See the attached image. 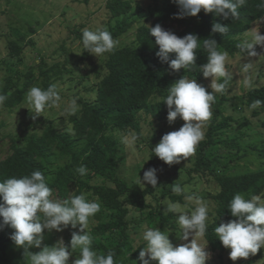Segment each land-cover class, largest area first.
Listing matches in <instances>:
<instances>
[{"label":"trees","instance_id":"trees-1","mask_svg":"<svg viewBox=\"0 0 264 264\" xmlns=\"http://www.w3.org/2000/svg\"><path fill=\"white\" fill-rule=\"evenodd\" d=\"M259 4L260 0H246L239 9V19L224 20L213 13L206 14L203 10L196 17L177 19L175 16L179 9L173 0L155 2L144 13L145 16L151 17L150 23L142 24L136 29L134 45L114 49L108 54L104 70L98 74L93 99L79 100L76 112L71 113L67 119L68 130L58 131L50 121H35L23 135L10 137L8 151L0 159V181L40 170L49 178L48 184L53 190L52 198L63 201L69 199L72 194L79 195L90 188V180L101 179L104 182L102 185L90 188L93 199L99 198L101 209L98 217L103 219L90 230L94 237L92 247L98 254L113 251L117 264H132V261L139 264V251L145 246L141 238L144 227L161 228L173 218L172 213L164 214L161 200L168 198L176 201L182 198L171 191L170 185L176 181L162 185L156 195L158 189H153L151 185L142 189L138 183L128 184L117 174L119 141L116 134L129 130L139 132L138 118L141 113L159 119L168 115V108L163 99L168 94L167 89L174 83L171 78L176 72L156 57L155 53L159 49L148 26L159 24L178 37L196 34L200 39H204L211 34L213 23L228 25L229 31L226 34L215 33L212 38L217 41L219 51L234 57L239 53V37L264 17V9H261ZM128 9L129 5L119 0L109 5L114 17L120 16ZM121 22L113 33L114 37L133 25V22ZM8 46L10 56H17L21 51L16 43L12 42ZM174 58L175 54H171L170 59ZM206 62L207 53L202 47L198 48L197 65ZM35 68L39 70V76L43 77L41 82L36 84L40 88L46 89L50 84H57L56 81L61 78L58 65L46 67L44 62H40ZM9 70L0 88V94L7 97L2 107L10 113L26 103V93L36 77L31 67L25 72L11 68ZM179 72L186 74L190 79H196L197 82H202L204 78L195 66L187 70L181 69ZM238 99L247 108H250L255 100L264 101V85L249 90ZM263 111L264 105H261L252 109V114L257 116ZM231 121L232 118L224 114L220 99L213 108L205 138L196 146L191 167L186 170L189 183L194 180L208 183L211 178L216 184L217 190L214 193L202 195V198L209 200L210 205L207 229L203 237L210 250L219 255L224 253L226 248L216 239L214 228L221 223L226 224L237 219L232 217L228 210L229 201L236 193L248 197L264 193V170L217 176L212 165L218 160L211 161L206 158L207 151L219 143L229 147L239 146V137H231L227 133L231 128ZM81 165L87 168V174L84 176L76 172ZM165 166L167 164L163 163L156 168L153 160H150L147 169H157L158 178ZM10 234L8 227L0 231V264H11L7 258L8 248L13 244L9 238Z\"/></svg>","mask_w":264,"mask_h":264},{"label":"clouds","instance_id":"clouds-1","mask_svg":"<svg viewBox=\"0 0 264 264\" xmlns=\"http://www.w3.org/2000/svg\"><path fill=\"white\" fill-rule=\"evenodd\" d=\"M179 11L175 18L196 17L201 10L206 14L213 13L224 20H236L240 17L239 9L246 0H173ZM259 7L264 9V0H260ZM259 26L251 28L245 37L237 44L239 55L243 57H257L256 46H264V34H261V25H264V17L258 21ZM148 26V25H147ZM151 36L155 37V45L158 46L156 57L162 64H168L173 72L192 67L199 68L205 79L211 77L209 92L196 79H190L186 74L167 89V95L163 103L167 105L169 124L177 118L184 123L176 131L169 132L161 138L160 142L151 148L161 161L167 165L179 164L192 155L196 146L205 138L204 128L206 121L211 116V105L215 102L216 94L222 93L232 74L227 69L229 56L227 52L219 51L217 41L212 38L215 33L226 34L229 26L221 23H213L211 34L208 38L200 39L196 34H187L178 37L172 31H168L157 24L148 26ZM202 42V43H201ZM83 49L89 55L96 58L111 53L119 41L114 39L107 29L89 28L81 30ZM207 53V62L197 65V49L201 48ZM175 54L174 59H170ZM264 57L260 56L259 58ZM255 63L241 65L242 83L246 88L253 86L252 70ZM221 78L223 82H220ZM7 97L0 94V105ZM26 103L34 113L36 119L42 113L57 105L61 97L56 84H50L46 89L33 86L26 93ZM264 105V101L255 100L250 108L256 109ZM78 108L75 98L71 99L65 112L74 114ZM132 140L136 135L132 134ZM122 142L129 143L128 136L122 138ZM76 172L84 176L87 168L81 165ZM48 179L40 170H34L30 174L15 177L12 176L0 181V231L5 227L12 229L10 240L17 248L23 249L27 258L25 264H69V258H76L72 264H117L115 253L108 251L106 254H98L93 249L94 237L86 231L90 218L94 217L101 209L99 198L89 200L87 193L72 194L69 199L58 200L52 198V189ZM179 181V180H178ZM178 181L171 186V191L176 195H184L186 203L171 200L163 201L166 206L165 215L176 214V223L181 233L178 238L183 243L174 246L169 239L167 230L161 231L157 227H144L142 240L145 246L139 251V264H206L210 254L198 243L196 237L204 236L207 229L208 206L194 194H187V189ZM137 183L143 189L145 184L158 189L157 169L149 168L143 173ZM189 203L194 207L189 212L185 211ZM131 206V205H130ZM228 210L232 217L237 218L226 224L221 223L214 228L216 239L222 246L229 249V259L233 262L238 259L247 260L255 256L258 251L264 249V193L251 195L250 197L236 193L229 201ZM41 216L43 219H41ZM79 231L71 233V239L65 244L63 237L55 244L43 245L44 231L57 233L63 232L68 227ZM43 245V246H42ZM40 249L31 252L30 249ZM78 253V254H77ZM132 264H137L132 261Z\"/></svg>","mask_w":264,"mask_h":264},{"label":"rangeland","instance_id":"rangeland-1","mask_svg":"<svg viewBox=\"0 0 264 264\" xmlns=\"http://www.w3.org/2000/svg\"><path fill=\"white\" fill-rule=\"evenodd\" d=\"M119 1L127 3L129 9L120 16L114 17L109 10V5L115 0H0V88L4 78L9 74V68L25 72L31 67L36 77L31 87L36 86L43 79L38 74L39 70L35 68V65L40 62H44L46 67L58 65L61 70V78L56 81L57 90L61 97L60 101L52 108L46 109L36 119H33L34 113L30 112L31 109L27 103L10 113L0 105V159L8 151L10 137L23 135L25 130L35 121H50L56 130H68L67 119L71 113L64 111L68 102L75 98L77 105H79L80 99H93L98 74L103 72L104 63L109 53L98 58L86 53L80 43L82 29L89 28L95 31L104 28L110 31L113 36L118 25H121V21L133 22V25L124 33L116 37L113 36L119 41L115 49L133 46L137 27L142 24H149L151 21V17L145 16L144 13L160 0ZM258 21L251 28L256 25L259 26ZM245 34L239 37L240 40L245 37ZM261 34H264V25H261ZM12 42L21 48L17 56L8 55V45ZM255 50L258 56L252 58H242L239 53L234 57L228 55L229 62L226 67L232 74V79L228 81L222 93L216 94L215 102L211 105L212 112L215 104L222 99L224 114L232 118L231 123H229L231 128L227 133L231 137L238 136L240 146L229 147L219 143L207 151L206 158L208 160H218L212 165L213 172L217 176L264 170V111L255 116L252 114V109L247 108L238 99L249 90L264 85V57L259 58L264 56V46H256ZM249 62L255 63L252 70L253 86L246 88L242 83L240 68L242 64ZM182 76H184L183 73L176 72L171 80L175 83ZM220 82H223L222 78ZM197 83L203 85L209 92L212 91L210 87L211 77L203 78L202 82ZM138 120L139 132L129 130L116 134L119 141L117 174L128 184L137 183L138 177L142 180L150 160H153L156 168L164 163L151 152V148L160 142L163 135L178 130L184 123L177 118L174 123L169 124L167 117L159 119L146 113H141ZM205 123L204 133L207 130L209 120ZM132 134L136 135L135 140L131 139ZM125 136L129 138L127 144L122 142V138ZM192 157L193 154L185 160H181L179 164L165 166V169L158 175L159 187L155 194H159L162 185L179 180L186 187L187 194H194L202 199L209 210V200L202 198V195L214 193L217 187L211 178L208 183L196 180L191 183L188 182L186 170L191 167ZM88 183L91 188L102 185L104 182L97 178ZM146 186L147 184L144 188ZM90 188L82 193H87L88 199L93 200ZM181 197V199L173 202L178 201L184 205L186 203L184 195L181 194ZM53 199L57 198L53 197ZM166 200L170 199L166 198L160 202L164 213L166 206L162 202ZM194 206V203H189L185 211L190 213ZM98 214L99 212L90 218L86 231L90 232L94 225L103 220L98 217ZM156 227L161 231L167 230L169 232V239L174 246L189 243L193 238L190 236L188 241H182L178 238L181 230L176 223V214H173L169 223L164 224L161 228L160 226ZM73 231L78 232L79 226L76 229L69 226L59 233L54 230L52 232L45 230L43 245L51 246L61 237H63L65 244H68ZM196 239L201 246L206 247L205 250L210 254L206 264H264V249L258 251L255 256H250L247 260L238 259L233 262L229 259V249L219 255L210 250L203 236L196 237ZM39 250L30 249L33 253ZM7 258L11 264H25L27 260L23 249L17 248L14 243L8 248ZM75 258V255L70 257L69 264H72Z\"/></svg>","mask_w":264,"mask_h":264}]
</instances>
